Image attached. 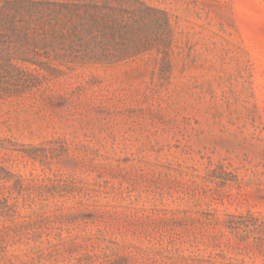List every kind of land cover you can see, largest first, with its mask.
Instances as JSON below:
<instances>
[{
  "label": "rangeland",
  "instance_id": "rangeland-1",
  "mask_svg": "<svg viewBox=\"0 0 264 264\" xmlns=\"http://www.w3.org/2000/svg\"><path fill=\"white\" fill-rule=\"evenodd\" d=\"M33 1L139 29L86 63L0 0V264H264V0Z\"/></svg>",
  "mask_w": 264,
  "mask_h": 264
},
{
  "label": "trees",
  "instance_id": "trees-1",
  "mask_svg": "<svg viewBox=\"0 0 264 264\" xmlns=\"http://www.w3.org/2000/svg\"><path fill=\"white\" fill-rule=\"evenodd\" d=\"M135 2L145 6L146 11H143L142 15L145 12L156 13L161 12L167 15V11L159 10L153 6L147 5L143 0H134ZM27 5L25 6L29 15V18L26 20L25 24L27 28L24 27L23 35L21 40L24 41L23 45H37V47L47 46L52 49H55L54 41L55 39L47 40V35L52 32L56 33L57 30L53 27L50 29H45V25H42L44 28V38H36L37 36L33 35L30 32V23L33 20L35 22L41 23L47 16H50L53 20H64L68 19L69 21L75 22V25L72 30H74L73 36H75L71 43H68V49L72 51L77 50V57L83 61H92V62H110L120 59L122 56L121 53L126 54V50H115L109 47V43L114 41V38L117 35H128L134 36L137 33V25H134L130 19L124 16V13L127 11L123 7H118L113 4L108 3H98V2H89L88 4L78 5V8H75L74 3H67L63 5L59 2H42V1H33L26 0ZM60 5L61 8L56 9L55 6ZM130 11V10H129ZM133 13L137 12V9H131ZM130 11V12H131ZM14 30L16 24H13ZM83 27L79 29V27ZM56 37H60L62 40L67 41L65 34H57ZM89 36L88 42L85 41V38ZM106 42L105 46L102 42ZM108 44V45H107ZM126 56V55H124ZM123 56V57H124ZM37 60H31L32 63H36ZM233 228V227H232Z\"/></svg>",
  "mask_w": 264,
  "mask_h": 264
}]
</instances>
